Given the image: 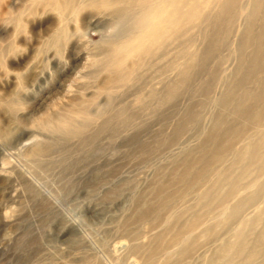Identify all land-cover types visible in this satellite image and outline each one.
<instances>
[{"label":"rangeland","instance_id":"1","mask_svg":"<svg viewBox=\"0 0 264 264\" xmlns=\"http://www.w3.org/2000/svg\"><path fill=\"white\" fill-rule=\"evenodd\" d=\"M96 2L0 0V264H260L264 0Z\"/></svg>","mask_w":264,"mask_h":264},{"label":"bare ground","instance_id":"2","mask_svg":"<svg viewBox=\"0 0 264 264\" xmlns=\"http://www.w3.org/2000/svg\"><path fill=\"white\" fill-rule=\"evenodd\" d=\"M92 3H95L97 4L98 2H96V0H91ZM98 1V0H97ZM105 2V6L106 7H110L111 9L113 8L114 10V13L118 16V20L123 22L125 21L126 22V19L127 18H130L132 15L135 14V2L136 1H142V0H103ZM197 2V0H167V3H166V6L164 8L167 7V10L166 12L164 13L165 17L163 19L162 22L158 23L157 25H155V27H151V25L153 24L154 26V22L151 24L150 22V29H148L146 32V34L143 32L141 33L138 37H136L134 40H135V43H139V46L141 45V47H144L147 45H151V44H159L161 41H167L169 39H171V32H172V27L175 26V23L179 24V25H182L184 24V21L186 20V17L187 15L189 14L188 11H190L189 9L187 10V7H190V6H193L195 7V3ZM163 3V2H162ZM94 4V5H95ZM148 4V3H147ZM198 4V3H197ZM200 4V3H199ZM151 6V5H150ZM164 6V5H163ZM223 6H225L223 4ZM159 7V6H158ZM193 7H190V8H193ZM141 8V7H140ZM151 8V7H150ZM149 8V9H150ZM204 8V7H203ZM146 9V8H145ZM159 9V12L161 11L160 8H157ZM143 11V9H142ZM147 11V10H146ZM163 11V10H162ZM161 11V12H162ZM194 11V10H193ZM140 12V11H139ZM138 12V13H139ZM158 12V13H159ZM192 12V11H191ZM137 13V14H138ZM160 14V13H159ZM200 16V15H199ZM135 17V16H134ZM158 17V15H157ZM163 18V17H162ZM162 18L160 17V19L162 20ZM150 19V18H148ZM154 21V20H153ZM192 21V20H191ZM143 24V23H142ZM149 25V24H148ZM181 27V26H180ZM179 27V28H180ZM144 30V29H143ZM162 32L165 33V37L162 38V36H159V33L161 34ZM145 34V36H144ZM130 39V38H129ZM133 40V41H134ZM137 40V41H136ZM132 41V40H131ZM131 43V42H130ZM134 43V42H132ZM137 45V44H136ZM152 45V46H153ZM134 46V45H133ZM158 46V45H157ZM155 46V48L157 47ZM132 47V45H131ZM135 47V46H134ZM133 47V48H134ZM132 49V48H131ZM130 50V49H129ZM131 51V50H130ZM142 51V49H141ZM141 51L138 53V56L140 55ZM136 51H133L132 54H135ZM41 121V120H40ZM263 248V247H262ZM259 249L257 250H253L252 251V258L256 257V256H259L260 260H261V263L260 264H264V248L260 251H258ZM248 258V257H247ZM246 258V259H247ZM215 259V258H214ZM258 260V259H257ZM248 261H250L248 259ZM212 262V261H211ZM248 264V263H247Z\"/></svg>","mask_w":264,"mask_h":264}]
</instances>
